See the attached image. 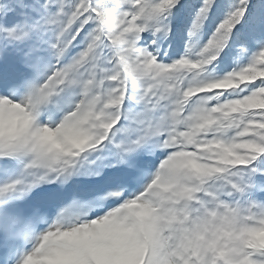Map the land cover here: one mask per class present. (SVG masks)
Listing matches in <instances>:
<instances>
[{
	"label": "snow or ice",
	"instance_id": "obj_1",
	"mask_svg": "<svg viewBox=\"0 0 264 264\" xmlns=\"http://www.w3.org/2000/svg\"><path fill=\"white\" fill-rule=\"evenodd\" d=\"M0 264H264V0H0Z\"/></svg>",
	"mask_w": 264,
	"mask_h": 264
}]
</instances>
